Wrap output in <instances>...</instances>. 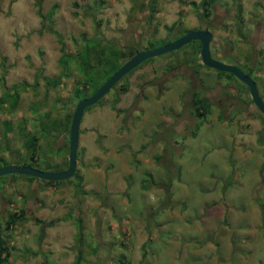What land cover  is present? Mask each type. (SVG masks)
<instances>
[{
  "label": "rangeland",
  "instance_id": "374dc122",
  "mask_svg": "<svg viewBox=\"0 0 264 264\" xmlns=\"http://www.w3.org/2000/svg\"><path fill=\"white\" fill-rule=\"evenodd\" d=\"M35 1L0 0V95L27 84L14 112H0V155L11 164L24 162L30 132L39 137L31 167L60 171L67 157L68 134L53 127L74 108L79 73L71 64L56 86L43 80L60 73L58 44L43 29L49 10L68 53L95 33L127 49L162 44L171 26L205 27L211 57L243 72L253 67L264 94V0H215L205 20L202 0H158L150 19L130 0H40L39 12ZM194 44L150 57L84 108L76 148L84 193L70 177L44 185L24 174L0 176V238L10 245L2 264H71L77 254V264H264V219L258 205L248 206L264 203V115L237 78L192 56ZM193 87L211 103L202 118L190 113ZM23 207L5 229V215ZM33 218L54 222L40 228ZM215 223L227 231L216 234Z\"/></svg>",
  "mask_w": 264,
  "mask_h": 264
},
{
  "label": "trees",
  "instance_id": "16d2710c",
  "mask_svg": "<svg viewBox=\"0 0 264 264\" xmlns=\"http://www.w3.org/2000/svg\"><path fill=\"white\" fill-rule=\"evenodd\" d=\"M157 1L158 0H130V2H131L130 7H131V9L135 10V13L139 12L140 10L146 9V11H147L146 17H147V19L148 18L150 19V17H151L150 11H153L154 6L156 5ZM179 1H183V0H179ZM214 1L215 0H202V1H200L201 11H199L200 13L198 14L199 19H201V20L207 19L208 15L211 12V6H212V3ZM34 3L37 6V10L39 12L40 0H36ZM190 4L192 6L195 5L194 2H190ZM237 10H239L238 7H237ZM51 14H52V10H49L47 13L43 14L42 17H44L48 21L47 26H43V29L46 30L47 32L53 34L55 39H56V42L58 44L59 56L57 59V63L59 64V67H60V73L56 77H53V78L43 77V80L45 81V84L49 87L56 86L58 83H60V78L62 75H64V76L69 75L67 70L69 69V66L72 64L74 69L76 71H78V73H79L78 78L74 81L75 87H74V93H72L73 94L72 104H74V105H75V102L79 98L87 97L89 94H91L112 72H114L122 64L123 61H125L129 56H131L136 49L137 50L140 49V47H138L136 44H134L132 46H128L127 49L124 48V46L119 47L116 42H114L112 40L105 41L104 39H101L95 33L93 36H89V37H83L82 36V37H80L78 42H72L74 49L71 53H68V51L65 50V44H64L62 35L52 27ZM237 18L240 19V16L237 15ZM189 30H191V29H185V30L183 29L181 31L180 27H177V26H173V27L171 26V28L168 27L167 33L169 32V34L171 36H167L168 39L163 41L162 44L169 42V40L181 35L184 32H187ZM170 32H172V33H170ZM194 41L196 42V45L194 44V46L191 48L192 56H194L196 59L199 60L200 59V57H199V43L196 40H194ZM152 42L153 41H150L147 45L144 46V48H152V47H155V45L160 44V43H156L154 45ZM188 43H186L182 46L185 47L188 45ZM192 56H190V54H188V55H186V58L190 59V57H192ZM121 58H123V60H121ZM105 60L108 63L107 62L105 63ZM149 60H151V58H147L143 62H146ZM246 68H247V70L245 71V73L248 74L252 78L253 82L255 83V76L253 75V67L247 65ZM130 71H128L127 73H129ZM215 71L217 72L218 76H225L226 78L234 77L232 74H230L228 72L225 73L223 71H217V70H215ZM96 73H97V75H96ZM125 75H123V76H125ZM96 77L101 78L100 79L101 81H99L100 83H97ZM122 77L119 80H117L114 83V85H112L111 88L116 86L120 82ZM35 85H36V82H34L33 86H35ZM26 86H27V84L25 82H18V83H12L7 88H5L4 91L2 92V94L0 95V112H7V113L14 112V110L16 109L17 104H18L19 91L24 90L26 88ZM120 86H121V89H123V90L126 89V84H121ZM243 86H244V89L247 91L246 86L244 84H243ZM261 95L264 98V94L261 93ZM190 98H191V102H190L189 107L192 108L190 113L192 115H194V117H196V118L204 117L209 112V107L211 104L210 101L206 100L205 97L200 96L197 89H195L194 87H193V90L191 92ZM89 106L90 105L86 106L85 108H87ZM111 107L114 108V104H111ZM72 111H73V108L68 113H65V116L63 117L64 118L63 125L62 124L56 125V127H53L54 131H57L58 128H61L63 131H66L68 134L69 122H70ZM45 116H47V115H45ZM47 120L49 122V119H47ZM46 125L47 124H45L44 127H46ZM199 125L195 126V129L192 131V134H194L195 130H197ZM11 129H12L11 124H9L8 122H5V126L3 127L2 132H1V139L6 140V137H7L6 135H7V133H9V131ZM38 139H39L38 134H36L34 132H30L28 136L24 137L22 147L26 150L27 153H26V156L24 158V162L22 164H26V165L31 166L27 162H35L36 161L35 147H36ZM261 143H264V140H262ZM62 159H63L62 160L63 165H61V166H63L62 169H64L66 167V164H67V157L63 156ZM77 162H78V159L76 156V162H75V168H74L73 174L70 178H68L66 180L68 182L76 181L75 183H73V185L81 193H84V190H82V188H81L82 176L78 172ZM11 163H12L11 160H9V159L5 160L4 157L2 155H0V166L6 165V164H11ZM58 170H61V169H58ZM15 174L16 173H10L8 176L11 177V179H14L15 177H17V176H15ZM21 175H23V174H21ZM23 176L28 181H31L34 179L38 180L37 178H34L32 176H29V175H23ZM6 178L7 177H5V179ZM71 179H73V180H71ZM41 181H44V183H43L44 185H54V183L51 180H42L41 179ZM259 209H260V215H262L264 217V204L263 203H259ZM24 213H25L24 208H19L16 211L7 213L5 215V219L3 221L4 222V228L5 229L10 228L11 229L12 225H14L17 222V220L20 219L19 217L21 215H23ZM66 217H70V214L67 213ZM33 221L36 224H40V228L45 227L47 225L48 226L52 225L54 222L53 220L44 221V220H41L38 218H33ZM80 221L81 220L79 218L74 219V222L76 224V228L78 231V236H77L78 239L80 238L81 233H82V225H81ZM6 236L3 237L4 239L0 238V263L1 264L6 262V257L9 255L8 249H9L10 245H9V242H8V239L6 238ZM75 257L76 258L73 260V262L71 264H77L79 262L80 255L77 254V256H75Z\"/></svg>",
  "mask_w": 264,
  "mask_h": 264
},
{
  "label": "water",
  "instance_id": "95a60500",
  "mask_svg": "<svg viewBox=\"0 0 264 264\" xmlns=\"http://www.w3.org/2000/svg\"><path fill=\"white\" fill-rule=\"evenodd\" d=\"M210 39L211 32L207 28H196L182 33L163 45L150 49L136 50L131 56L123 61L122 64L114 72H112L91 94H89L87 97L79 98L75 102L68 128L67 164L63 170L48 171L37 169L26 164H6L0 166V176L4 174L16 173L29 175L42 180L52 181L71 177L76 162L78 125L84 108L88 105L94 104L112 87V85H114L117 80H119L124 74H126L130 69L134 68L143 60L171 50H175L191 40H198L199 42V57L201 63L207 67L214 68L215 70L228 72L240 82H242L247 88L252 103L257 108V110L264 115V102L262 101L259 91L256 88L252 78L243 72L238 66L224 63L211 57L209 51Z\"/></svg>",
  "mask_w": 264,
  "mask_h": 264
},
{
  "label": "crops",
  "instance_id": "0c3cea01",
  "mask_svg": "<svg viewBox=\"0 0 264 264\" xmlns=\"http://www.w3.org/2000/svg\"><path fill=\"white\" fill-rule=\"evenodd\" d=\"M102 173V172H101ZM95 173L94 172H91V175L93 176ZM109 181V180H108ZM107 185V184H106ZM89 187V186H88ZM90 188H91V185H90ZM210 199H214L215 198V196L213 195V197H209ZM209 199V200H210ZM218 199V198H217ZM256 200V201H255ZM259 203H263V202H261L260 200H257V199H254V200H251V202H249V207L250 208H252V210H253V207L252 206H254L255 204L256 205H258V210H260L259 209ZM264 204V203H263ZM208 206V205H207ZM206 208V207H205ZM207 209V208H206ZM258 212L260 213V211H257V214H258ZM222 213V212H221ZM217 216H219V214L217 215ZM260 219H264V217L262 216V215H260ZM258 219V217L256 216L255 218H254V220H257ZM219 224H212V227H211V229L212 228H214V231L216 232V234L218 233V231H227V229L226 228H224V227H221L220 225L218 226ZM210 228V226L207 228V229H209ZM231 229V228H230ZM237 232H241V233H247V230H243L242 231V229H240V228H238L237 229ZM235 239V238H234ZM241 241H242V238H241ZM241 243H243V245H242V248H249L250 246H248L249 244H248V242H241ZM229 246V245H228ZM238 249H240V248H238ZM227 250H230V247L229 248H227Z\"/></svg>",
  "mask_w": 264,
  "mask_h": 264
},
{
  "label": "flooded vegetation",
  "instance_id": "af4514ba",
  "mask_svg": "<svg viewBox=\"0 0 264 264\" xmlns=\"http://www.w3.org/2000/svg\"><path fill=\"white\" fill-rule=\"evenodd\" d=\"M197 28H203V27H197ZM194 29H196V28H194ZM175 38H176V37H175ZM173 39H174V38H173ZM171 40H172V39H171ZM171 40H169V41H171ZM196 41H198V40H196ZM189 42H190V41H189ZM198 43H199V42H198ZM164 44H165V43H164ZM185 44H186V43H185ZM159 45H163V44H159ZM156 47H157V46H156ZM152 48H153V47H152ZM140 49H145V48L143 47V48H140ZM136 50H137V49H136ZM136 50H135V51H136ZM135 51H134V52H135ZM165 53H166V52H165ZM163 54H164V53H163ZM151 58H152V57H151ZM143 61H144V60H143ZM143 61L140 62L139 64H142ZM139 64H137V65H139ZM137 65H136V66H137ZM136 66H135V67H136ZM132 69H133V68H132ZM132 69H130V70H132ZM130 70H129V71H130ZM254 84H255V83H254ZM255 86H256V85H255ZM256 88H257V87H256ZM247 92H248V91H247ZM248 94H249V93H248ZM259 94H260V97H261L262 101L264 102V98H263V96L261 95V93H259ZM249 97H250V96H249ZM250 101H251V99H250ZM251 102H252V101H251ZM252 104H253V103H252ZM253 105H254V104H253ZM23 208H24V207H23ZM24 209H25V208H24ZM25 212H26V209H25Z\"/></svg>",
  "mask_w": 264,
  "mask_h": 264
}]
</instances>
